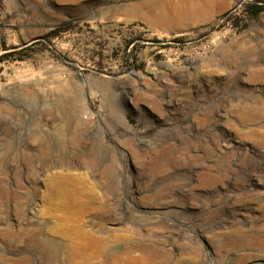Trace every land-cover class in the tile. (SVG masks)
<instances>
[{
	"label": "rangeland",
	"instance_id": "obj_1",
	"mask_svg": "<svg viewBox=\"0 0 264 264\" xmlns=\"http://www.w3.org/2000/svg\"><path fill=\"white\" fill-rule=\"evenodd\" d=\"M263 51L264 0H0V264H264Z\"/></svg>",
	"mask_w": 264,
	"mask_h": 264
},
{
	"label": "bare ground",
	"instance_id": "obj_2",
	"mask_svg": "<svg viewBox=\"0 0 264 264\" xmlns=\"http://www.w3.org/2000/svg\"><path fill=\"white\" fill-rule=\"evenodd\" d=\"M260 53V52H259ZM262 53H264V51L262 52ZM264 55V54H263ZM262 55V56H263ZM261 57V56H260ZM264 57V56H263ZM254 59H256V58H254ZM263 59V58H262ZM262 61V60H261ZM259 64L261 65L262 63H260L259 62ZM259 65V66H260ZM256 66V65H255ZM258 66V65H257ZM257 68V67H256ZM252 69V68H251ZM260 69V68H259ZM264 73V72H263ZM261 74V73H260ZM260 76V75H259ZM171 138V137H170ZM203 138V137H202ZM174 142V141H173ZM180 142V141H179ZM247 162V161H246ZM237 164V163H236ZM240 164V163H239ZM235 165V164H234ZM252 166V165H251ZM250 166V167H251ZM249 168V166H248V164H245V165H238L237 164V166H236V169H237V171H239L240 173L241 172H243V171H246L247 169ZM253 169V168H252ZM259 170V169H258ZM249 171V170H248ZM247 172V171H246ZM259 172H261V171H259ZM262 174V173H261ZM264 183V182H263ZM55 192H56V194L55 195H57L58 196V200L57 201H59L60 199L59 198H66L67 200H65L64 202H63V199H62V201L61 202H59L58 203V206L59 205H61L62 207H69V206H71L73 203H76V199L74 198V195L77 193V191H74V190H72V189H68V187H57V188H55ZM83 192V191H82ZM83 194V193H82ZM88 194V193H87ZM82 198V197H81ZM83 199V198H82ZM33 220V219H32ZM34 224H36V223H34ZM33 228V227H32ZM55 234V233H54ZM100 239V238H99ZM90 241V243H92L93 242V239H90L89 240ZM76 242V241H75ZM45 244V243H44ZM70 244V243H69ZM102 245V244H101ZM100 246V245H99ZM98 246V247H99ZM71 249H72V251H73V253L74 254H79V252H80V247L77 245V244H75V243H71ZM83 250V249H82ZM85 250V249H84ZM60 251V250H59ZM58 252V251H57ZM81 254H82V252H81ZM56 255V254H55ZM71 255H72V253H71ZM80 255V254H79ZM84 256V255H83Z\"/></svg>",
	"mask_w": 264,
	"mask_h": 264
},
{
	"label": "water",
	"instance_id": "obj_3",
	"mask_svg": "<svg viewBox=\"0 0 264 264\" xmlns=\"http://www.w3.org/2000/svg\"><path fill=\"white\" fill-rule=\"evenodd\" d=\"M33 41H29V42H27L26 44H24L23 46H26V45H29V44H31Z\"/></svg>",
	"mask_w": 264,
	"mask_h": 264
}]
</instances>
